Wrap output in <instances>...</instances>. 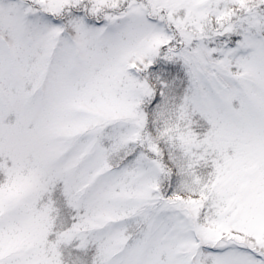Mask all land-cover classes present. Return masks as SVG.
<instances>
[{
	"label": "snow or ice",
	"instance_id": "snow-or-ice-1",
	"mask_svg": "<svg viewBox=\"0 0 264 264\" xmlns=\"http://www.w3.org/2000/svg\"><path fill=\"white\" fill-rule=\"evenodd\" d=\"M0 264H264V0H0Z\"/></svg>",
	"mask_w": 264,
	"mask_h": 264
}]
</instances>
